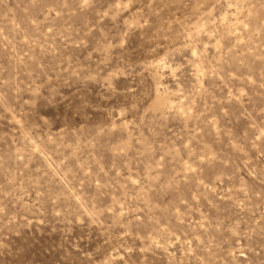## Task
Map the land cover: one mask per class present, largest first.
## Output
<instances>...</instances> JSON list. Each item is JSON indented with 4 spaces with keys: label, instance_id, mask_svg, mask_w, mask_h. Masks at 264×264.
<instances>
[{
    "label": "rangeland",
    "instance_id": "1",
    "mask_svg": "<svg viewBox=\"0 0 264 264\" xmlns=\"http://www.w3.org/2000/svg\"><path fill=\"white\" fill-rule=\"evenodd\" d=\"M0 264H264V0H0Z\"/></svg>",
    "mask_w": 264,
    "mask_h": 264
}]
</instances>
